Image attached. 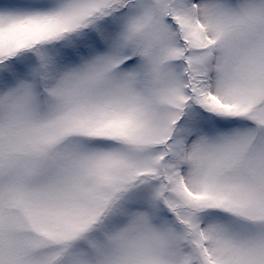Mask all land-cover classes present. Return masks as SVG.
<instances>
[{
  "label": "snow or ice",
  "instance_id": "1",
  "mask_svg": "<svg viewBox=\"0 0 264 264\" xmlns=\"http://www.w3.org/2000/svg\"><path fill=\"white\" fill-rule=\"evenodd\" d=\"M0 264H264V0H0Z\"/></svg>",
  "mask_w": 264,
  "mask_h": 264
}]
</instances>
